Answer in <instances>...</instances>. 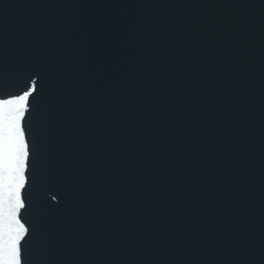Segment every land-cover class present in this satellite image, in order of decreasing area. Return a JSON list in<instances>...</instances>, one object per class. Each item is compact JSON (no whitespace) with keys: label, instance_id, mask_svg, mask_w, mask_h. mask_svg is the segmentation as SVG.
I'll use <instances>...</instances> for the list:
<instances>
[{"label":"snow or ice","instance_id":"snow-or-ice-1","mask_svg":"<svg viewBox=\"0 0 264 264\" xmlns=\"http://www.w3.org/2000/svg\"><path fill=\"white\" fill-rule=\"evenodd\" d=\"M52 31H59L74 73L65 92L66 140L54 145L45 126L54 89L45 58L48 38L26 75L0 72V89L26 81L23 90L0 98V264H252L245 258L142 261L54 254L82 229L85 235L107 231L114 242L131 236L136 244L155 242L164 249L170 241L199 244L205 234L210 244L220 239L236 208L238 170L230 156L239 151V129L235 119L226 125L236 104L224 66L216 56L205 64L198 51L184 59L183 47L174 46L184 44L179 31L170 35L162 25L149 36L134 23L104 32ZM9 80L14 86H7ZM62 155L75 177L71 182L54 167ZM229 234L234 244L242 239L238 231Z\"/></svg>","mask_w":264,"mask_h":264},{"label":"water","instance_id":"water-1","mask_svg":"<svg viewBox=\"0 0 264 264\" xmlns=\"http://www.w3.org/2000/svg\"><path fill=\"white\" fill-rule=\"evenodd\" d=\"M130 23L142 24L149 36L162 25L170 35L179 31L184 44L176 41L174 46L183 47V58L198 51L197 58L206 64L210 56L218 57L234 86L236 108L226 121L230 125L235 119L239 129L235 137L239 151L230 156L238 170L233 198L236 208L226 217L231 227L211 244V237L205 234L199 244L187 242L186 246L183 241H170L167 249L156 247L155 242L136 244L131 236L127 241L114 242L107 231L85 235L82 229L81 234L67 238L54 254L67 259L142 261L245 258L252 264H264V0H0V72L9 77L17 71L26 75L29 61L39 54L41 40L48 38L45 58L51 67L54 89L52 112L45 126L55 145L70 135V104L65 92L73 86L74 73L64 60L59 31L52 29L104 32ZM33 28L37 29L34 33L30 32ZM25 84L21 80L14 86L9 80L7 86L14 87L0 89V98L18 93ZM53 163L66 171L70 182L75 179L67 170L66 156L54 158ZM231 231H238L241 241L232 243Z\"/></svg>","mask_w":264,"mask_h":264}]
</instances>
